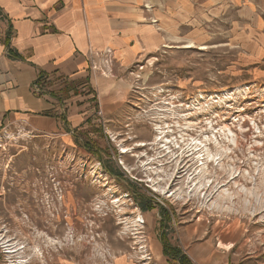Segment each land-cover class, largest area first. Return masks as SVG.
I'll use <instances>...</instances> for the list:
<instances>
[{
	"label": "rangeland",
	"instance_id": "rangeland-1",
	"mask_svg": "<svg viewBox=\"0 0 264 264\" xmlns=\"http://www.w3.org/2000/svg\"><path fill=\"white\" fill-rule=\"evenodd\" d=\"M184 7L157 51L92 69L114 113L92 91L54 133L0 130V264H171L163 239L193 264H264V0Z\"/></svg>",
	"mask_w": 264,
	"mask_h": 264
},
{
	"label": "crops",
	"instance_id": "crops-1",
	"mask_svg": "<svg viewBox=\"0 0 264 264\" xmlns=\"http://www.w3.org/2000/svg\"><path fill=\"white\" fill-rule=\"evenodd\" d=\"M189 4L190 0H0V130L25 123L35 132L51 134L64 126L54 117L63 105L50 96L51 87L37 83L40 72L56 89L68 83L76 86L79 95H72L60 110L69 124L86 115L92 91L104 114L114 113L121 97L117 91L107 96L102 78L92 69L100 67L109 51L120 64L118 72L157 51L162 35L156 23L175 14L182 17Z\"/></svg>",
	"mask_w": 264,
	"mask_h": 264
},
{
	"label": "trees",
	"instance_id": "trees-1",
	"mask_svg": "<svg viewBox=\"0 0 264 264\" xmlns=\"http://www.w3.org/2000/svg\"><path fill=\"white\" fill-rule=\"evenodd\" d=\"M7 43H9V39H7ZM11 56L18 57L15 53L11 51ZM47 75L43 72L39 73L38 81L37 83L43 87H51L50 96L53 99H56L59 104L63 105V103L68 100L72 95L78 94L77 88L74 84H65L62 88L56 89L52 87L51 84H47L46 79ZM47 116H54L55 114L49 113L46 114ZM57 117L58 116H54ZM64 119L65 117L62 116ZM145 208V207H144ZM149 206H146L145 209H149ZM163 245H164V255L167 258L168 262L171 264H193L190 258L185 255L178 247L170 246L164 239H163Z\"/></svg>",
	"mask_w": 264,
	"mask_h": 264
},
{
	"label": "bare ground",
	"instance_id": "bare-ground-1",
	"mask_svg": "<svg viewBox=\"0 0 264 264\" xmlns=\"http://www.w3.org/2000/svg\"><path fill=\"white\" fill-rule=\"evenodd\" d=\"M188 47H191V46H188ZM139 220V219H138Z\"/></svg>",
	"mask_w": 264,
	"mask_h": 264
}]
</instances>
